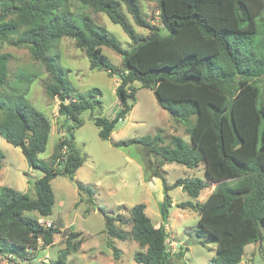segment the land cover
I'll return each mask as SVG.
<instances>
[{"label":"trees","instance_id":"16d2710c","mask_svg":"<svg viewBox=\"0 0 264 264\" xmlns=\"http://www.w3.org/2000/svg\"><path fill=\"white\" fill-rule=\"evenodd\" d=\"M158 2L160 25L147 19L141 0H0V39L29 47L50 73L48 95L61 99L59 113L72 122L69 136L59 139L51 158L40 159L50 139L51 120L26 97L32 77L18 79L16 87L10 85L11 92L2 90L9 85L10 54L0 52V135L20 147L29 166L43 173L35 182L36 196L0 185V256L27 258L40 245H54L55 235L62 232L60 224L47 227L39 221L53 214L52 180L58 175L74 179L83 164L73 130L83 125L81 114L94 110L99 101L72 95L53 53L63 37L76 41L92 69L120 74L118 114L93 116L102 139L109 140L117 123L132 110L129 98L135 96L137 82L152 89L160 106L186 126L190 142L172 134L165 144L158 134L114 142V146L138 144L159 157L146 166L152 177L164 181L166 163L191 169L204 164L216 184L205 201H197L208 186L200 178L179 179L175 186L196 199L177 205L198 211V232L207 237L202 242L217 243V255L207 264H241L246 246L264 240V0ZM72 3L107 14L121 25L132 46L125 49L114 33L88 15L80 14V21ZM130 17L149 33L138 32ZM104 47L122 56V67L111 63ZM4 157L0 148V170ZM232 180L235 185H230ZM77 184L80 191H90ZM172 202L167 193L161 207L165 223ZM145 209V203L130 209V233L122 228L127 220L121 214L108 216V246L118 259L120 250L114 240L132 238L140 246L137 263L172 264L166 225L156 226ZM34 211L37 217L25 214ZM84 241L81 232L68 234L58 264H66L68 255L78 252Z\"/></svg>","mask_w":264,"mask_h":264},{"label":"rangeland","instance_id":"374dc122","mask_svg":"<svg viewBox=\"0 0 264 264\" xmlns=\"http://www.w3.org/2000/svg\"><path fill=\"white\" fill-rule=\"evenodd\" d=\"M141 3L147 19L160 25L158 0H141ZM72 9L76 12V18L80 19L83 14L88 15L114 33L125 49L132 46L130 37L121 25L112 22L107 14L79 3H72ZM130 19L138 32L144 35L149 33L147 29L136 25L131 17ZM103 50L113 65L122 67L120 54L109 47H104ZM0 52L10 54L9 85L2 90L11 92L10 85L16 87L18 79H33L26 97L51 120L52 131L48 145L39 154L40 159L49 160L59 139L69 136L67 128L72 125V122H66L65 117L59 113L61 99L52 98L47 93V84L51 81L50 73L34 58L29 47L13 45L0 39ZM53 53L57 55L58 67L72 86V95L89 97L99 103L94 110H86L81 114L83 125L73 130L76 146L83 157V164L77 170L75 178L58 175L52 180L55 205L49 219L60 224L62 232L55 235L54 245L45 248L40 245V249L27 258L11 259L1 256L0 264H58L57 260L65 248L67 235L74 231L81 232L85 241L78 252L68 255L66 264H139L135 261V253L140 246L132 238L114 240L113 243L120 250V257L115 258L113 250L108 246L107 217L121 214L127 220L122 228L130 233L133 227L130 209L138 203L147 205L146 213L156 223L162 222L159 205L167 193L178 203L196 201L181 187L175 186L179 179L200 178L208 184L197 199L200 202L206 200L216 184H212L208 178L204 164L191 169L177 162L166 163L163 167L166 182L160 177L153 178L146 165L150 160H158L159 157L138 144L114 146V142L158 134L163 137L165 144H168L172 134L180 135L190 142L185 125L176 122L160 106L152 89L143 87L138 82L134 85L135 96L129 98V102L133 104L132 110L117 123L109 140L102 139L93 116L114 118L118 114L120 101L117 86L121 80L120 74H110L105 69H92L86 53L70 37H63L57 42ZM261 84L264 95V75ZM0 148L5 153L0 170V185L36 196L35 182L43 173L31 168L22 149L12 145L1 135ZM77 182L86 185L90 191H80ZM235 184L236 180L230 182V185ZM25 214L38 216L36 211ZM198 221L197 210L176 204L169 208L167 230L169 249L173 254L172 264H207L217 255L216 242H202L207 237L199 234ZM173 239H176L177 245L172 243ZM180 254H184L181 259L177 257ZM241 264H264V240L246 246Z\"/></svg>","mask_w":264,"mask_h":264},{"label":"crops","instance_id":"0c3cea01","mask_svg":"<svg viewBox=\"0 0 264 264\" xmlns=\"http://www.w3.org/2000/svg\"><path fill=\"white\" fill-rule=\"evenodd\" d=\"M174 120H175V119H174ZM175 121L177 122V120H175ZM179 123H180V122H179ZM185 127H186V126H185ZM174 132L177 133V130L174 129ZM188 136H189V135H188ZM201 165H202V164H201ZM201 165H200V166H201ZM200 166H199V167H200ZM153 178H154V177H153ZM212 184H215V183L212 182ZM172 201H173V200H172ZM163 202H164V200L161 201V203H160V205H159V206H160V211H161V207H162V203H163ZM173 204H176V205H177L178 202H177V201H173V202H172V205H173ZM146 208H147V205H146ZM145 210H146V209H145ZM160 213H161V216H162V212H160ZM47 219L50 220L49 217H48ZM51 221H52V220H51ZM163 223H165V222L163 221V217H162V222H161V221H157V222L154 223V224H155L156 226H160V225L163 224ZM165 225H166V228L168 229V228H169V227H168L169 224L166 222ZM175 240H176V239H173V242H172V243L175 244V245H177Z\"/></svg>","mask_w":264,"mask_h":264},{"label":"built area","instance_id":"2783aa9c","mask_svg":"<svg viewBox=\"0 0 264 264\" xmlns=\"http://www.w3.org/2000/svg\"><path fill=\"white\" fill-rule=\"evenodd\" d=\"M64 152H65V150H64ZM39 221H40V223H42V224H45L47 227H50V226H52L53 225V221H51V220H48L47 218H40L39 219ZM29 251L30 252H33V249H29ZM1 257V256H0ZM6 258H14V256L13 255H11V254H8L7 256H6Z\"/></svg>","mask_w":264,"mask_h":264},{"label":"water","instance_id":"95a60500","mask_svg":"<svg viewBox=\"0 0 264 264\" xmlns=\"http://www.w3.org/2000/svg\"><path fill=\"white\" fill-rule=\"evenodd\" d=\"M62 101H64V102H65L66 100H65V99H63Z\"/></svg>","mask_w":264,"mask_h":264}]
</instances>
